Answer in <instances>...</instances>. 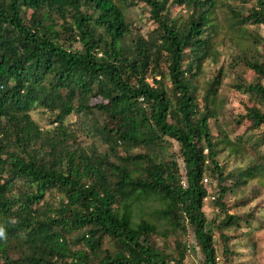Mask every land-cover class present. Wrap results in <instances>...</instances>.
Wrapping results in <instances>:
<instances>
[{
	"label": "trees",
	"instance_id": "obj_1",
	"mask_svg": "<svg viewBox=\"0 0 264 264\" xmlns=\"http://www.w3.org/2000/svg\"><path fill=\"white\" fill-rule=\"evenodd\" d=\"M142 1L156 23L147 35L133 32L122 6L138 0H0V264H187L190 232L197 264H219L215 234L227 242L224 229L256 217L231 213L225 195L229 180L242 185L264 171V38L200 92L197 77L216 54L214 14L227 0ZM226 6L242 34L264 24V0ZM241 63L256 77L234 83L248 97L236 127L249 122L234 140L220 125L214 133L211 119L223 113L220 88ZM38 107L56 128L39 125ZM172 140L183 165L175 153L154 156ZM245 152L246 165L221 163V153ZM234 255L225 244L226 262Z\"/></svg>",
	"mask_w": 264,
	"mask_h": 264
},
{
	"label": "rangeland",
	"instance_id": "obj_2",
	"mask_svg": "<svg viewBox=\"0 0 264 264\" xmlns=\"http://www.w3.org/2000/svg\"><path fill=\"white\" fill-rule=\"evenodd\" d=\"M233 5H244L247 7L254 6L257 0H251L247 3H242L241 0H227L224 3L221 2L215 11L214 17L217 22V34L215 36V57L209 58L203 65L202 73L197 77V83L199 85L200 92H202L206 79L212 77L214 73L223 65L225 68L232 64L234 57L237 58L238 54L243 52L248 46H251L255 37L264 38V24H250L246 25V33L242 34L236 27L231 26V15L229 6L226 3ZM126 11V15L129 21L132 23L133 32L136 34H148L155 26L156 23L150 18L149 7L142 0H138L136 5L130 6L122 4ZM185 12L184 7H174L172 9L173 15ZM260 48L264 51V45L259 44ZM238 75H241L244 79L252 81L256 75L254 71L241 63L237 66L236 71H230L226 76L223 85L220 88V98L223 103V113L218 115V118L211 119V126L214 133L218 132V125L227 130L230 137L234 140L240 137V134H244L249 125L247 120H244L240 126H237L236 120L240 118L241 114L245 112V103L248 101L246 94H243L236 87L234 83L238 79ZM100 100L99 97H94L92 102ZM250 105L253 104L249 101ZM263 110L264 105L258 104ZM33 118L39 123L42 128H56L57 123H52V117L48 111L38 107L32 111ZM80 118L78 114H71L67 117L66 123H70L72 129L77 126ZM261 130L257 129L252 131L255 135H260ZM80 140L84 143H90L91 139L88 138L84 132H80ZM104 148L103 146H101ZM260 150L264 153V145H261ZM179 144L172 140V145L158 146L155 149L154 156L161 161H164L175 153L176 158L181 165H183L182 158L178 156ZM245 154H241L238 157H227L226 153L220 154L221 163L227 170H235L237 166L246 165L250 157ZM251 156H255V152L250 150ZM228 184L232 186V189L225 195V200L230 207L231 213H248L253 209L255 211V218L251 220V226L244 225L242 227H232L224 229V233L228 235V241L225 242L217 232L215 234V246L217 248L219 256V264L226 262L222 257V251L225 244L235 252L234 258L227 261L226 264H264V171L257 173L256 176L248 179L247 182L242 185H236L235 179L229 180ZM52 197H58L59 193L55 192ZM212 196H217L216 189H211V193L208 199L204 202V210L209 219L215 214L216 208L213 202ZM50 200L49 197H47ZM189 242L194 248H190L187 254V264H197L201 258V254L198 253V247H196L195 238L190 232L184 239ZM158 243L161 240L157 239Z\"/></svg>",
	"mask_w": 264,
	"mask_h": 264
},
{
	"label": "built area",
	"instance_id": "obj_3",
	"mask_svg": "<svg viewBox=\"0 0 264 264\" xmlns=\"http://www.w3.org/2000/svg\"><path fill=\"white\" fill-rule=\"evenodd\" d=\"M205 182H208V179L207 178H205ZM206 199H208V197Z\"/></svg>",
	"mask_w": 264,
	"mask_h": 264
},
{
	"label": "clouds",
	"instance_id": "obj_4",
	"mask_svg": "<svg viewBox=\"0 0 264 264\" xmlns=\"http://www.w3.org/2000/svg\"><path fill=\"white\" fill-rule=\"evenodd\" d=\"M3 234V232H2V230H0V235H2Z\"/></svg>",
	"mask_w": 264,
	"mask_h": 264
}]
</instances>
